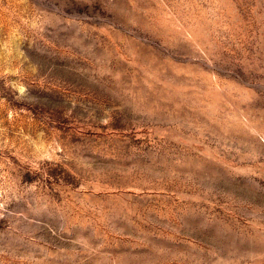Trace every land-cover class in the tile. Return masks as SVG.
I'll list each match as a JSON object with an SVG mask.
<instances>
[{
  "label": "rangeland",
  "instance_id": "rangeland-1",
  "mask_svg": "<svg viewBox=\"0 0 264 264\" xmlns=\"http://www.w3.org/2000/svg\"><path fill=\"white\" fill-rule=\"evenodd\" d=\"M0 264H264V0H0Z\"/></svg>",
  "mask_w": 264,
  "mask_h": 264
}]
</instances>
